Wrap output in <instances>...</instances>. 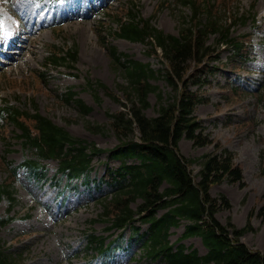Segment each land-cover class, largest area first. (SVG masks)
<instances>
[{
	"label": "rangeland",
	"instance_id": "rangeland-1",
	"mask_svg": "<svg viewBox=\"0 0 264 264\" xmlns=\"http://www.w3.org/2000/svg\"><path fill=\"white\" fill-rule=\"evenodd\" d=\"M192 1L197 4L203 0ZM16 2L23 3L21 0ZM133 3L142 18L155 17L153 25L166 34L178 35L192 15L190 7L181 0H69L57 4L60 10H67L60 11L59 17L51 13L52 10L48 11L44 20H40L45 15L43 12L27 18L20 12L26 19H31L29 23L22 24L8 5L9 1L0 0V32L3 33L4 22L15 26L19 22L17 27L26 29L21 31L17 41L21 40L20 37L28 40L22 49L14 47L16 52L10 55L13 58L0 65V106L8 101L23 111L33 112V105H36L43 115L66 128L73 136L94 143L99 149L113 148L118 142L109 128L110 115L124 109L120 102H124L122 87L125 79L112 64L105 45L109 44L135 60L149 63L155 70L163 68L161 55H153L147 44L113 36L120 17L128 14ZM210 3L221 23H229L235 16L248 17L252 7H255L253 12L257 24L252 19L244 23L237 20L232 29L236 40L248 42L243 53L244 56L247 52L251 53L250 61L245 62L230 47H216L212 57L217 59L205 60L200 66L193 65L188 75L199 77V70L207 71L201 74L200 92L208 102L197 107L196 116L214 143L236 154L235 162L243 168L245 176L246 186L243 188L228 182L213 186V197L225 196L231 203V209L220 211L217 218L224 225L231 220L237 227L244 228L251 216L253 230L247 232L241 242L251 250L264 254V176L260 172V154L264 150V0H212ZM54 16L62 23L51 25L49 21ZM31 21L44 29L32 35L29 32ZM215 39L213 36L212 42ZM72 46L79 51L75 69H68L67 65L61 68L46 65L51 52H61ZM204 79L207 82H203ZM89 81L94 84L92 88L87 84ZM97 83L102 85L98 88L95 86ZM151 83L163 93L167 92L162 78L152 79ZM259 83L261 86L255 89ZM70 88H74L78 92L77 97L92 107L87 117L82 118L80 109L60 98L59 94L66 93ZM197 88L193 87L194 90ZM250 88L255 90L250 91ZM95 93L101 99L100 105L95 101ZM150 102L152 109L148 115L153 116L157 107L154 94H151ZM29 125L32 126L31 123ZM96 126L102 127L103 132L89 131L88 127ZM16 135L17 131L12 126L4 124L0 128V183L9 181L12 175L6 162L18 165L24 160L25 153ZM180 149L186 158L194 160L217 150L214 144L195 148L186 139L181 141ZM46 165L50 172L44 181H34L22 175L17 184L20 204L12 212L16 220L0 228V240L6 247L20 248L21 264L86 262L91 259V254L85 250L87 232L103 237L118 236L117 232H108L107 220L101 216L104 210L100 200L108 188L104 186L100 193L96 189L97 184H82L75 190L68 187L60 193L62 188H54L50 181L57 164L47 162ZM118 166L119 162L110 160L106 154L93 160L97 179L103 178L107 167L116 169ZM200 168L199 163L190 167L196 175ZM94 177L93 173L91 178ZM7 212L8 203L3 201L0 203V217H5ZM142 227L141 232L147 229L146 225ZM183 230V225L171 230V243H184L190 249L198 250L200 255H205L206 249L200 239L178 241ZM131 233L127 230L120 237L123 236L126 242ZM133 244L130 255L121 253L115 256L117 262L145 264L139 256V243Z\"/></svg>",
	"mask_w": 264,
	"mask_h": 264
},
{
	"label": "trees",
	"instance_id": "trees-1",
	"mask_svg": "<svg viewBox=\"0 0 264 264\" xmlns=\"http://www.w3.org/2000/svg\"><path fill=\"white\" fill-rule=\"evenodd\" d=\"M211 1L196 4L192 0H181L190 7L192 15L178 35L166 34L156 28L151 19L142 18L135 3L127 15L120 17L113 36L147 44L153 55H161L163 68L155 70L150 64L133 60L115 47L107 46L112 64L125 79L124 102H120L124 109L110 115L109 128L118 142L114 148L98 149L95 144L72 136L39 112L24 113L8 104L0 108V116L21 131L19 138L24 149L38 161H57L62 177L77 178L89 173L92 159L104 151L120 162V167L109 170L103 179L111 191L101 201L104 209L101 216L117 230L139 222L148 225L137 238L143 242L142 256L147 263L264 264V254L241 242L242 237L253 230L251 216L244 228L237 227L231 220L224 225L217 218L220 211L231 209V203L225 196L213 197V186L224 182L241 188L246 186L243 169L235 162V153L215 143V152L194 160L186 158L180 149L183 139L191 141L195 148L214 144L196 116L197 107L208 102L200 92L201 74L206 72L199 70V77L188 75L192 66L217 59L212 57L216 47H231L236 55L243 50L242 43L231 37L232 26L241 17L221 23ZM213 36L215 42L211 40ZM77 61V49H70L66 57L55 54L50 62L61 66ZM158 78L165 81L167 92L163 93L151 83ZM194 86L198 88L194 90ZM151 94L157 100L153 116L148 115L152 109ZM75 95L69 90L60 97L66 104L80 109L85 118L92 108L74 98ZM95 97L100 103L97 95ZM28 120L33 122V128L25 124ZM88 128L103 132L100 126ZM260 158V172L264 176V151ZM194 163L201 167L197 175L190 169ZM25 165L35 178L43 170L37 162L26 161ZM16 193L12 182L0 185V201H8L9 211L17 205ZM184 223V232L178 241L200 238L207 250L205 255L201 256L183 243H171V230ZM0 224L4 225L2 221ZM139 231L137 228L136 234ZM91 236L90 247L100 249L104 241ZM21 261L19 248L6 249L0 241V264H20Z\"/></svg>",
	"mask_w": 264,
	"mask_h": 264
},
{
	"label": "bare ground",
	"instance_id": "bare-ground-1",
	"mask_svg": "<svg viewBox=\"0 0 264 264\" xmlns=\"http://www.w3.org/2000/svg\"><path fill=\"white\" fill-rule=\"evenodd\" d=\"M10 6L15 7L16 9H19L25 15H28L32 11H34L27 4H24L22 2L17 3L16 0H11ZM43 7L44 6H41L40 8H38V10H41Z\"/></svg>",
	"mask_w": 264,
	"mask_h": 264
}]
</instances>
